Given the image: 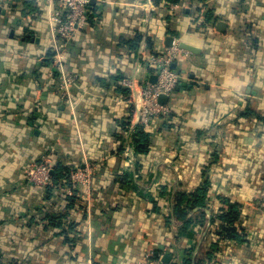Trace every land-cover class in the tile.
Wrapping results in <instances>:
<instances>
[{"label":"crops","instance_id":"1","mask_svg":"<svg viewBox=\"0 0 264 264\" xmlns=\"http://www.w3.org/2000/svg\"><path fill=\"white\" fill-rule=\"evenodd\" d=\"M58 5L0 0V264H138L151 250L169 264H264V0H91L63 68L49 19ZM170 37L196 51L176 60L170 115L144 129L151 144L136 165L124 79L154 82L148 55ZM65 74L68 97L57 89ZM43 159L92 168L89 194L64 179L48 201L27 178ZM204 183L206 216L184 229L176 197ZM223 196L242 204L238 239L214 232ZM56 200L71 229L30 224Z\"/></svg>","mask_w":264,"mask_h":264},{"label":"built area","instance_id":"2","mask_svg":"<svg viewBox=\"0 0 264 264\" xmlns=\"http://www.w3.org/2000/svg\"><path fill=\"white\" fill-rule=\"evenodd\" d=\"M91 0H59L58 7H51L49 19L56 41L54 46V65L63 68L67 57L68 44L89 21L88 6ZM53 4V0H50ZM189 51L181 46L179 39H174L172 45L163 52H153L148 55V64L154 70L156 80L147 81L138 88L136 79L128 77L124 84L132 90V102L135 104L136 125H131V132L135 134L136 127L148 129L156 118H166L170 113V105L160 101L161 95L171 96L178 87L180 74L173 67V63L185 58ZM58 84V92L62 97L69 96L70 84L73 78L63 75ZM129 150L130 164L133 163L134 148ZM53 164L43 159L35 162L27 170L28 180L38 186H49L52 180ZM71 184L74 188L85 187L89 194L93 182L92 168H77L70 173ZM138 264H169L163 261V255H156L148 251Z\"/></svg>","mask_w":264,"mask_h":264},{"label":"trees","instance_id":"3","mask_svg":"<svg viewBox=\"0 0 264 264\" xmlns=\"http://www.w3.org/2000/svg\"><path fill=\"white\" fill-rule=\"evenodd\" d=\"M156 4L166 3V4H178L181 0H154ZM141 35H137V42L142 40ZM170 115V114H169ZM167 116L166 118H168ZM164 119V118H162ZM127 128V124L124 125ZM151 134L146 132L143 128L137 127L134 134V142L136 149V165H137V155L138 153H146L149 151ZM71 169L69 167H64L61 164H54L52 172L53 184L49 186H40L46 191V198L49 200H54L53 196L59 194V188L62 183L61 180H70ZM122 177H128V174H124ZM68 183V182H67ZM71 183L69 182V185ZM208 184L204 183L198 187L192 193L180 192L176 197V206L174 208V214L180 220H183L182 228H187L193 221L202 222L206 216L205 207L208 202ZM55 190V194H54ZM58 192V193H57ZM65 199L67 196L65 195ZM72 197V196H70ZM68 197V201H75L74 198ZM76 197V196H75ZM223 206L214 211L211 215V223L214 226V232L224 239H238L241 237L240 231L238 230V223L241 220L242 204L232 200L230 197L223 196L222 198ZM55 202L56 208L58 211L51 212L46 211L44 206L36 207L35 217L30 218L32 221L30 224L35 223L38 226H53L58 228H63L64 225L71 226L72 228L74 222L69 220L68 217L59 211V202ZM55 209V208H54ZM197 209L195 214L191 215V211ZM46 212V213H45ZM66 240L69 241V237L66 236ZM159 251L155 252L156 255H159ZM16 260V259H15ZM12 264H32L29 259L23 258L21 261L16 260Z\"/></svg>","mask_w":264,"mask_h":264},{"label":"water","instance_id":"4","mask_svg":"<svg viewBox=\"0 0 264 264\" xmlns=\"http://www.w3.org/2000/svg\"><path fill=\"white\" fill-rule=\"evenodd\" d=\"M224 25V24H223ZM173 37H170L169 38V44L170 45H172V41H173ZM181 46L183 47V48H185V49H187V50H192V51H196V48L194 47V46H192V45H190V44H188V43H186V42H181ZM173 67L175 68L176 67V63H173ZM170 99V96H168V95H161L160 96V101L161 102H163V103H166V102H168V100ZM52 172H53V170H52ZM169 257H170V255H164L163 256V261L164 262H166V263H169Z\"/></svg>","mask_w":264,"mask_h":264}]
</instances>
